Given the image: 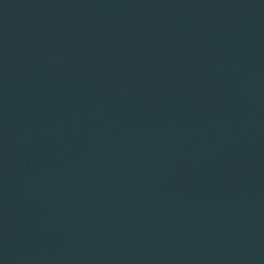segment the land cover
<instances>
[{"label": "water", "instance_id": "1", "mask_svg": "<svg viewBox=\"0 0 264 264\" xmlns=\"http://www.w3.org/2000/svg\"><path fill=\"white\" fill-rule=\"evenodd\" d=\"M0 264H264V0H0Z\"/></svg>", "mask_w": 264, "mask_h": 264}]
</instances>
